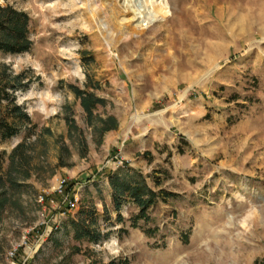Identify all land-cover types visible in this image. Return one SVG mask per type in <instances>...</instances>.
I'll return each mask as SVG.
<instances>
[{
    "label": "rangeland",
    "instance_id": "rangeland-1",
    "mask_svg": "<svg viewBox=\"0 0 264 264\" xmlns=\"http://www.w3.org/2000/svg\"><path fill=\"white\" fill-rule=\"evenodd\" d=\"M152 1L0 0L31 16L34 41L0 62L40 79L17 95L36 128L0 143L9 154L40 139L38 170L15 195L24 212L1 215L2 264H264V0H164L171 21L146 29ZM74 89L94 92L104 101L95 115L119 122L101 144ZM121 168L174 194L141 222L159 227L153 238L131 228V201L115 208L109 178ZM63 179L79 200L66 214ZM92 205L107 237L74 241L70 222Z\"/></svg>",
    "mask_w": 264,
    "mask_h": 264
},
{
    "label": "trees",
    "instance_id": "trees-1",
    "mask_svg": "<svg viewBox=\"0 0 264 264\" xmlns=\"http://www.w3.org/2000/svg\"><path fill=\"white\" fill-rule=\"evenodd\" d=\"M30 29L31 16L25 10H20L10 3L5 6L0 4V54L24 55L32 51L34 41ZM30 73L27 71L15 73L11 65L0 62V143H6L23 131H27V137H29L37 126L32 123L26 109L18 103L17 96L19 92H25L34 81L40 80L39 77L29 75ZM74 91L80 99V105L86 114L88 126L93 128L94 135L100 138L99 144H101L107 132L119 128V122L112 115L104 119L95 115L97 108L104 101L94 92L79 89H74ZM29 126L31 127L29 128ZM69 127L70 129H79L74 121L69 122ZM43 131L47 135H52L49 128H45ZM39 140L29 143V140L25 138L13 147L9 154L0 151V222L2 220L1 215L7 212L10 206L17 207L19 211L24 212L21 201L15 198V195L26 186L25 183L28 178L33 176L32 170L35 172L38 170L37 168L31 169V159L35 154V144ZM64 150L68 152V148ZM59 165L68 166L63 155L60 156ZM125 172L126 170L121 168L113 172L109 178L115 208L119 212L124 199L131 201L137 209L130 219L131 228L141 229L147 237L153 238L159 232V227L145 228L141 222L144 225L151 223L152 217L149 211L161 200L165 201L174 194L152 189L144 176L139 174L127 176ZM76 215V218L70 222L74 232V241L98 244L107 237L97 228L96 209L93 205L91 208H82ZM119 220L123 221V218L120 217ZM3 250L4 248L0 244V252ZM71 252V255H75L82 253L83 249L80 246H74ZM65 258L63 257L60 264L65 263ZM92 264L105 263L96 261ZM109 264L130 263L124 258V260L111 261Z\"/></svg>",
    "mask_w": 264,
    "mask_h": 264
},
{
    "label": "bare ground",
    "instance_id": "bare-ground-1",
    "mask_svg": "<svg viewBox=\"0 0 264 264\" xmlns=\"http://www.w3.org/2000/svg\"><path fill=\"white\" fill-rule=\"evenodd\" d=\"M119 0H116V2H118ZM121 1V0H120ZM159 1V7H158V14H154V12H150L149 9L147 11V13H145V21L144 24L140 25L141 27L143 28H149V26L153 25L155 22H158L160 21L162 18L164 19L165 18V21L166 23L170 22L171 19L169 18L170 16V9L168 8L169 7V4L167 5L164 0H158ZM147 3V2H146ZM149 3V2H148ZM147 3V4H148ZM150 4H152L154 7H155V2H153L152 0H150ZM149 5V4H148ZM101 8H103V6H101ZM149 8V6H148ZM126 9H123L121 11V15L125 16V13H127L125 11ZM145 11V10H144ZM129 12V11H128ZM136 12V11H135ZM140 12V11H139ZM106 13V12H104ZM130 13V12H129ZM136 16V14H135ZM96 18V15H94V19ZM109 19V18H108ZM110 20V19H109ZM171 28V27H170ZM123 30V29H122ZM121 31V30H120ZM171 31H173V29H171ZM121 33V32H120ZM127 34V33H126ZM113 42V36H110L109 40H107V43L108 44H111Z\"/></svg>",
    "mask_w": 264,
    "mask_h": 264
},
{
    "label": "built area",
    "instance_id": "built-area-1",
    "mask_svg": "<svg viewBox=\"0 0 264 264\" xmlns=\"http://www.w3.org/2000/svg\"><path fill=\"white\" fill-rule=\"evenodd\" d=\"M67 181L65 179L61 180L59 182V186H58V194L61 195V197L64 196L63 198V206L65 207V211H63V214H66V210L68 211H72L76 208V205L79 203L78 197L77 195H75L74 197L68 199V197H65V194L67 192ZM40 203L43 204L45 201V198L42 196L39 199ZM16 255V251L10 253V257L13 259ZM16 264V263H15Z\"/></svg>",
    "mask_w": 264,
    "mask_h": 264
},
{
    "label": "crops",
    "instance_id": "crops-1",
    "mask_svg": "<svg viewBox=\"0 0 264 264\" xmlns=\"http://www.w3.org/2000/svg\"><path fill=\"white\" fill-rule=\"evenodd\" d=\"M135 230H137V229H135Z\"/></svg>",
    "mask_w": 264,
    "mask_h": 264
}]
</instances>
